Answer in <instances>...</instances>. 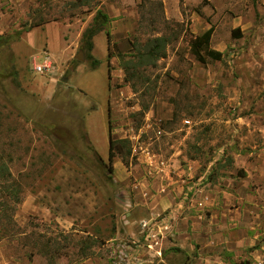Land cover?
<instances>
[{
	"label": "rangeland",
	"instance_id": "obj_1",
	"mask_svg": "<svg viewBox=\"0 0 264 264\" xmlns=\"http://www.w3.org/2000/svg\"><path fill=\"white\" fill-rule=\"evenodd\" d=\"M98 8L110 20L93 68L81 40ZM210 27L223 59L202 63L192 46ZM156 37L165 55L141 60ZM110 133L132 148L112 170ZM0 152L24 185L10 221L0 209V264L251 262L264 253V0H0Z\"/></svg>",
	"mask_w": 264,
	"mask_h": 264
},
{
	"label": "trees",
	"instance_id": "obj_2",
	"mask_svg": "<svg viewBox=\"0 0 264 264\" xmlns=\"http://www.w3.org/2000/svg\"><path fill=\"white\" fill-rule=\"evenodd\" d=\"M199 12V9H198ZM110 17L108 13L103 11L101 8L96 9V12L93 16L92 23L84 30L82 34V47L88 51V59L91 62L93 68H96L100 63V60L95 58L91 53L94 42L93 38L101 31L104 30L106 25L109 23ZM25 30H29L32 25L24 26ZM213 28L210 27L203 35V45L199 46L193 44L192 52L196 58L202 62H207L208 59L212 60H222L223 52L213 49L210 46L211 35ZM22 33V30H18L14 35L16 37ZM108 39H109V33ZM239 36V35H238ZM15 37V36H14ZM7 42V40H5ZM165 46L166 40L162 37H156L150 42H148V48L146 51L140 53L141 60L154 63L155 60L165 55ZM110 56V54H109ZM110 66V64H109ZM125 70V81L129 82L131 80V72L129 66L126 62L124 65ZM110 71V68H109ZM124 149H126L124 151ZM132 153L131 143L128 139H115L113 136L109 135V151H108V160L110 164V169L112 170L111 163L113 159L122 155V158L125 159L127 156H130ZM135 159V158H134ZM129 160L126 161L128 163ZM112 180V178H110ZM24 194V185L21 181L14 177L10 165L4 161V155L0 152V209L3 211V214L11 220L12 214L15 212L17 205H19L23 200ZM243 264H248V261Z\"/></svg>",
	"mask_w": 264,
	"mask_h": 264
},
{
	"label": "built area",
	"instance_id": "obj_3",
	"mask_svg": "<svg viewBox=\"0 0 264 264\" xmlns=\"http://www.w3.org/2000/svg\"><path fill=\"white\" fill-rule=\"evenodd\" d=\"M35 71L38 73L48 72L52 69V62L49 56H45L43 60L38 64L35 65ZM248 264H264V253L257 256V258L253 259Z\"/></svg>",
	"mask_w": 264,
	"mask_h": 264
},
{
	"label": "water",
	"instance_id": "obj_4",
	"mask_svg": "<svg viewBox=\"0 0 264 264\" xmlns=\"http://www.w3.org/2000/svg\"><path fill=\"white\" fill-rule=\"evenodd\" d=\"M75 58L78 59V60H85V55L82 51H79L76 55H75Z\"/></svg>",
	"mask_w": 264,
	"mask_h": 264
}]
</instances>
